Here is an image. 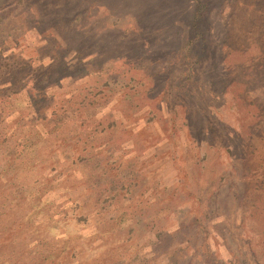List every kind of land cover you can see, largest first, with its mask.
I'll use <instances>...</instances> for the list:
<instances>
[{
  "label": "rangeland",
  "instance_id": "1",
  "mask_svg": "<svg viewBox=\"0 0 264 264\" xmlns=\"http://www.w3.org/2000/svg\"><path fill=\"white\" fill-rule=\"evenodd\" d=\"M0 83V264H264V0H0Z\"/></svg>",
  "mask_w": 264,
  "mask_h": 264
},
{
  "label": "trees",
  "instance_id": "2",
  "mask_svg": "<svg viewBox=\"0 0 264 264\" xmlns=\"http://www.w3.org/2000/svg\"><path fill=\"white\" fill-rule=\"evenodd\" d=\"M54 10L55 11H57V12H61V6L58 4V5H56L55 6V8H54ZM59 16H53V18H52V20H55V19H57ZM66 19V18H65ZM51 20V21H52ZM51 21L47 24V25H49L50 23H51ZM49 28V26L47 27V28H43V29H40L39 27H38V29L40 30V31H43V30H45V29H48ZM11 84V83H10ZM9 83L8 84H1L0 83V89H3L4 87H6V88H8V86L10 85ZM26 84H24V86H25ZM28 89V88H27ZM32 94H33V91H32V88L31 89H29V91H28V95H29V98H30V102L32 103L33 102V100H34V97L32 96ZM2 96H8L7 94H4V93H2ZM9 99V98H8ZM1 102V101H0ZM29 102V103H30ZM30 103V104H31Z\"/></svg>",
  "mask_w": 264,
  "mask_h": 264
}]
</instances>
